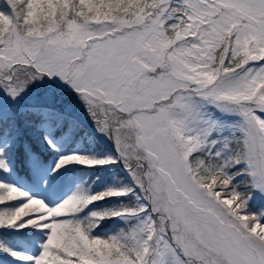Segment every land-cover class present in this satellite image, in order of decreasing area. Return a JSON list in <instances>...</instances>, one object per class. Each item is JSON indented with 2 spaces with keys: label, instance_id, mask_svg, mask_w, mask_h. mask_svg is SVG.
Returning a JSON list of instances; mask_svg holds the SVG:
<instances>
[{
  "label": "snow or ice",
  "instance_id": "snow-or-ice-1",
  "mask_svg": "<svg viewBox=\"0 0 264 264\" xmlns=\"http://www.w3.org/2000/svg\"><path fill=\"white\" fill-rule=\"evenodd\" d=\"M0 264H264V0H2Z\"/></svg>",
  "mask_w": 264,
  "mask_h": 264
},
{
  "label": "rangeland",
  "instance_id": "rangeland-1",
  "mask_svg": "<svg viewBox=\"0 0 264 264\" xmlns=\"http://www.w3.org/2000/svg\"><path fill=\"white\" fill-rule=\"evenodd\" d=\"M81 112H82V110H81ZM82 118L85 120V123L88 127L89 132L92 133L98 141V144L96 147L100 148L99 144H107L108 145V143L104 140V138L100 134L96 133L95 129L91 127V123H90V121L87 120L86 114H82ZM10 179H19V178H17L16 176H11ZM69 180H71V178H70V176L69 177L67 176L64 180L65 183H63V184L59 183L58 184L57 177L53 174L52 178L49 179L47 186L42 185V183L39 179H34V183H25V185L28 188H30L31 190L38 192V194L43 195V196L51 199L53 197H56V195L58 194V191L60 189H63L61 196L66 194V192L69 190V187H66V186H68ZM20 182L22 183L21 180H20ZM61 196H59V197H61Z\"/></svg>",
  "mask_w": 264,
  "mask_h": 264
},
{
  "label": "trees",
  "instance_id": "trees-1",
  "mask_svg": "<svg viewBox=\"0 0 264 264\" xmlns=\"http://www.w3.org/2000/svg\"><path fill=\"white\" fill-rule=\"evenodd\" d=\"M0 2H2V0H0ZM99 146L100 148H104V149L109 147V145L107 144H99ZM34 147L38 148V146H35V145ZM17 167H18V172L16 173V175H20L21 180L28 181V178L31 176V170L28 168L27 164L24 162L23 156H21L20 159L17 161ZM62 175H75L78 177V180H79L83 178L84 176L89 175V173L87 170H82L80 166H68V169L64 171ZM101 175H102V179L100 183L95 185V187L97 188L102 187L105 183L110 182L112 178V174L108 173L107 171L103 172ZM61 176H59V178Z\"/></svg>",
  "mask_w": 264,
  "mask_h": 264
}]
</instances>
